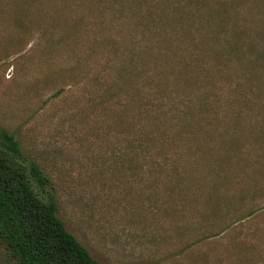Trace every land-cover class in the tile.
Segmentation results:
<instances>
[{
  "label": "rangeland",
  "instance_id": "obj_1",
  "mask_svg": "<svg viewBox=\"0 0 264 264\" xmlns=\"http://www.w3.org/2000/svg\"><path fill=\"white\" fill-rule=\"evenodd\" d=\"M14 1L0 0V126L49 177L42 193L55 192L66 230L101 264H195L225 259L230 246H249L264 264V56L237 57L208 40L219 22L232 43L264 44V0H200L198 8L223 1L229 11L186 19L201 29L191 38L169 20L191 0ZM139 46L159 92L206 98L195 105L202 116L170 119L162 145L180 156L171 183L192 201L172 198L185 210L173 216L151 209L154 170L139 171L133 153L131 165L120 163L123 139L102 101L105 80L119 91L121 64L138 62L124 48ZM183 246L192 247L170 257ZM0 264H10L1 247Z\"/></svg>",
  "mask_w": 264,
  "mask_h": 264
},
{
  "label": "trees",
  "instance_id": "obj_2",
  "mask_svg": "<svg viewBox=\"0 0 264 264\" xmlns=\"http://www.w3.org/2000/svg\"><path fill=\"white\" fill-rule=\"evenodd\" d=\"M119 1H121V5L126 2V0H117V3ZM199 1L191 0L189 7L192 10L183 9L171 12L169 19L171 23L174 26L176 24L182 30L186 28L184 26L186 19L193 18L194 20L195 16L201 20L213 13L216 16L220 15L223 19L226 18V13L229 10L223 1H219L215 11H212L208 5V7H196ZM216 25H219L220 29L215 30L208 39L214 42L213 44L218 40H224V45L221 46L229 53H236L237 57L247 55L248 50L258 51L259 56H264V44L254 47L247 43H232L231 40L227 39L228 33L225 31L224 25L219 24V22ZM198 30L201 29L192 31L190 28H186L181 33L191 38ZM243 32L244 29L240 34ZM258 38L261 37L258 36ZM124 50L126 55L131 53L135 56L136 54L138 62L135 63V57L127 60L124 57L126 67L121 64L125 70L124 78H121L120 84H118L121 94L116 88L115 80L110 83H106L107 80H105L104 86H101L104 98L102 101H105L108 106V115L111 112V118L116 120L113 133L117 136V140L123 139L120 147V163L124 166L131 165V159L128 158L133 153L136 157L135 165L139 171H145L147 169L144 168L145 165H148L149 170H154V177L150 178L155 189L153 195L151 194L152 211L158 209L163 214L185 211L184 205L173 206L172 198L180 195L184 200L188 199L186 203H191V196H188L182 189L174 188L173 182L171 183L175 176L181 175L182 160L180 156H177L176 150L166 151L162 145L163 143L167 144L169 133L171 130L173 131L175 126L174 123L170 122V119L174 118L179 124L194 117L196 111L197 116H202L200 106L206 103V98H201L197 102L198 97L194 99L190 94L184 96H180L178 93L170 94L164 86L159 92L155 78L153 79L154 72L152 71V74L151 70L145 67V61L141 60L144 49L139 46L136 48V53L134 48H131V51L128 48H124ZM130 67L133 68L134 73L132 72V74L129 71L132 70ZM202 67L199 66V70H203ZM116 71L120 72L121 69L117 68ZM210 86L213 87V85ZM237 90V86L232 89V91ZM236 98L237 101L243 99L239 95ZM197 103H200V106L195 109ZM111 105L112 107H110ZM235 105L239 107L241 104ZM240 112L238 111V113ZM168 122L169 125H167ZM142 158L147 160L146 164L141 163ZM123 168L130 169L129 167ZM165 171L166 174L163 175ZM49 181L50 179L43 168L36 161H29L25 157L13 134L0 126V247L5 259L10 264H101L66 230L62 219L57 215L58 199L55 192L48 193L46 196L42 193ZM166 198L171 200L165 201ZM251 213L249 212L247 216ZM212 236H202L196 244L210 240ZM251 241L252 239L247 242L242 240L238 244H250ZM191 247L183 246L179 252H172L170 257L175 258L187 253ZM230 249L231 251H227L228 254L225 259L216 258L211 261L205 255L206 257L203 256L200 263L195 262V264H258L247 255L249 246H230ZM169 264H173V262L169 261Z\"/></svg>",
  "mask_w": 264,
  "mask_h": 264
}]
</instances>
